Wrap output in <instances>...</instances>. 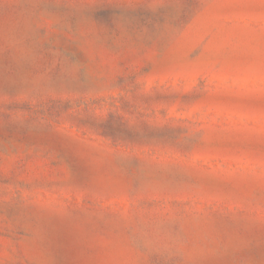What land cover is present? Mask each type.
<instances>
[{
	"label": "rangeland",
	"instance_id": "1",
	"mask_svg": "<svg viewBox=\"0 0 264 264\" xmlns=\"http://www.w3.org/2000/svg\"><path fill=\"white\" fill-rule=\"evenodd\" d=\"M0 264H264V0H0Z\"/></svg>",
	"mask_w": 264,
	"mask_h": 264
}]
</instances>
